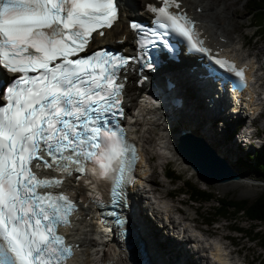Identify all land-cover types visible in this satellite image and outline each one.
Here are the masks:
<instances>
[{"label":"snow or ice","instance_id":"snow-or-ice-1","mask_svg":"<svg viewBox=\"0 0 264 264\" xmlns=\"http://www.w3.org/2000/svg\"><path fill=\"white\" fill-rule=\"evenodd\" d=\"M145 7L152 25L129 21L140 50L130 57L90 51L93 34L118 21V0H0V264H69L81 245L61 229L80 219L81 204L124 225L138 160L120 124L126 73L133 61L153 67L150 45L175 34L246 85L244 69L211 54L182 0ZM72 178L86 190L76 199L61 190Z\"/></svg>","mask_w":264,"mask_h":264},{"label":"bare ground","instance_id":"bare-ground-1","mask_svg":"<svg viewBox=\"0 0 264 264\" xmlns=\"http://www.w3.org/2000/svg\"><path fill=\"white\" fill-rule=\"evenodd\" d=\"M127 4H129L135 12H140L143 8V4L147 2L148 0H124ZM211 2V1H210ZM192 2L189 0H182V6L185 7L186 11L191 10ZM209 3H207L205 0L200 2L199 5H196V7H200L201 11H206V8L208 7ZM212 7V6H211ZM193 14L198 17L199 15ZM211 18V17H210ZM215 19V17H213ZM199 21V19H197ZM207 20L206 23H202L201 21V29L203 30V34H205V37L207 41H210V43H214V45L217 46V48H222L223 52L228 55L234 57L238 61H244L247 62L250 66V71H254L255 68V62L252 58L244 57L240 53V43L233 42V39L235 38H229L224 37L221 34L223 31H221L218 27V23L216 24L215 20L205 19ZM120 23L121 20H118V23L113 26V28L109 29L107 32H105L104 36L101 39H95L98 42V46L109 44L114 39H121L122 35H127L126 32L123 29H120ZM217 25V26H216ZM219 31L220 37L226 39V43L222 44L221 42H218L214 36ZM260 70H257L256 72H259ZM166 72V71H165ZM128 79L126 81L125 86V93L126 98L131 99L134 94H136V89L131 85L129 82L134 79L133 76L128 75ZM177 79V86L178 90L177 92L185 99V105L187 108V111L180 112V118L179 121H189L194 122V124L189 123V131L193 139L199 140L201 144L206 146L211 153L220 161L221 167L224 168H231L233 162L232 160L236 159V156L233 154L237 153V145L235 143L231 144L228 140L227 144H225V138H228V134H226L225 137H221L222 140L220 141L218 139H214L211 134H208L206 132V128L210 129V132L213 133V120L217 117L215 115L208 114L203 109V102L201 103L198 100L193 99V93L189 90H187L184 86L185 82L187 81V78L183 75L176 78ZM258 81L261 82L262 85H264V76H259ZM130 87V90H129ZM258 92V87H253L252 89L248 90V93L246 97H249V104L252 105L251 110L253 112L257 111L260 108H263L264 112V101L261 100L260 103H257L255 100V93ZM235 99V97H233ZM131 119H133V122L129 125L130 135L132 139L136 142L138 145V148L141 152V159L139 162V177H145L148 176L150 173L149 178L152 176V173L154 172L155 165L152 166L150 158L146 156V151L150 150V138L154 140V149L159 151V158L163 159V161L159 162V164H164V160L168 159L174 162L179 161L180 166H183L184 168H187L188 171H191L188 164L186 163V160H183L178 157L176 153V147L179 142L177 143L178 138H174L172 135H170V132H168L165 129L159 130L160 121L158 118V114L155 111H147L145 110L141 105H139L137 102L134 103V108L131 112ZM240 121H242L241 117H238ZM154 131H157L155 133ZM203 131V132H201ZM198 133V134H197ZM219 133V132H218ZM149 136H148V135ZM198 136H197V135ZM201 139H199V138ZM149 141V142H148ZM177 145L175 146V144ZM184 143V141H183ZM229 144V145H228ZM221 145L224 150H219L218 146ZM228 155V156H227ZM233 155V156H230ZM167 163V162H166ZM219 169V168H218ZM220 170V169H219ZM198 170L196 169V172ZM192 172V171H191ZM200 176V175H199ZM203 178L202 176H200ZM204 179V178H203ZM205 180V179H204ZM148 182H153V180H149ZM213 182V181H211ZM143 184L142 181H138L136 183V188L132 190V192H138L139 189L137 187H140ZM157 185L156 183H154ZM157 187L150 188V192L153 194V198L158 200L164 205V212L167 214H173L177 213L178 217L183 221H188V225H186L189 228H193L194 230H197L201 235L205 236H213L217 242L219 243L218 246L210 249L209 252V259H211V262L207 259H203L201 255L196 256L195 262L196 264H227L226 260H237L234 261L235 264H240L241 262V253L240 251H236L237 249H229L226 253L225 251L228 249V242L226 236H217L213 232L209 230V228H202L200 226V221L189 218L185 215V211L183 209L178 210L176 204H181L182 206H187V201L185 199L182 200H176L172 198L168 193H162L157 190ZM63 190H68L72 195L78 192H82L79 187H74L72 184V181L66 182L64 185ZM169 192V191H168ZM166 197H169L168 200H165ZM134 198V196H132ZM186 201V202H184ZM137 202L133 201V208L137 209L136 215L132 218L138 227V234L139 238L144 243V257L146 258L147 264H183L181 259L175 260L176 255H178V251H182L183 253L188 254V249L185 246V242L182 241L181 238H178L175 234H179V229H175V233L171 231L167 225L163 221V217L160 213L155 212L154 214L152 212L151 216L153 218V227L151 224L145 221L144 218L141 216V210L140 207L135 206ZM197 210L195 209L194 212ZM135 213V212H134ZM80 219H78L73 228L69 230V237L73 240L74 243H78L81 245V247L76 251L75 258L70 264H98L100 262L99 260V252L100 249L98 248V244L101 241L100 239V231L95 228L94 226V220H93V211L89 208L82 209L79 213ZM176 218V219H177ZM162 224V226H159L158 224ZM213 229V230H219ZM147 230H149V234L147 233ZM163 230L170 231V234L165 235L163 241L158 242L157 238H162V232ZM150 237V238H149ZM157 237V238H156ZM145 238V239H144ZM160 240V239H159ZM157 243L162 245L163 249H160L157 247ZM176 248V249H174ZM191 255V252H189ZM231 256V257H229ZM226 257H228L226 259ZM169 261V262H168ZM181 262V263H180ZM113 264H126L120 261H113Z\"/></svg>","mask_w":264,"mask_h":264},{"label":"rangeland","instance_id":"rangeland-1","mask_svg":"<svg viewBox=\"0 0 264 264\" xmlns=\"http://www.w3.org/2000/svg\"><path fill=\"white\" fill-rule=\"evenodd\" d=\"M200 0H194V3L191 6V11L193 13L194 11V6L199 5ZM211 1V2H210ZM248 0H208V7L206 8V11L202 12L199 14L202 17V20L204 19H210V20H215L216 19V24L219 21V29L224 32V34L228 37L235 38L236 41H238L240 44H243L244 46H248V50L251 53L250 58H258L260 65L264 67L263 62H264V42H261V40H253L251 43L248 42L251 34L253 31L256 30V28L251 29V16L247 13L245 10V4ZM212 6V7H211ZM211 17V18H210ZM215 17V19L213 18ZM258 21L259 25H263V19L261 16H258ZM217 26V25H216ZM256 41V42H255ZM241 54L244 55V57L247 56V50L243 49L241 51ZM131 84V81L129 82ZM130 90V87H129ZM130 109V111H132ZM264 126V115L261 120L258 121V126ZM176 126L179 127L180 130H184L183 125L181 122H177ZM216 126V127H215ZM213 128V133L210 132L209 128H206V133L211 134L214 139H218L220 141L222 140L221 137H225L226 134L215 125ZM187 131V130H185ZM157 133V131H154ZM188 132V131H187ZM203 132V131H201ZM219 132V133H218ZM198 134V133H197ZM196 134V135H197ZM148 135V134H147ZM149 136V135H148ZM198 136V135H197ZM199 138V137H198ZM262 138H264V133ZM200 139V138H199ZM229 138H225V144H227ZM201 140V139H200ZM234 142V139L232 140ZM149 142V141H148ZM230 142V141H229ZM150 150L146 151V156L147 158H150L152 166L155 165L154 172L152 173V176L150 177L153 182L150 183H156L155 185L159 190V192L162 193H168V191L173 190L178 187L180 184L179 182H168L166 179H162L161 177V172L162 170L166 169L167 167L171 168L174 170L175 174L181 179L186 182H190L194 186L204 189V190H209L212 192V194L218 198L222 199L225 197L235 199V200H245L247 202H252L254 199H256L264 190V183L258 182L255 180V176L253 175L252 172L248 171L245 166H237L234 165V161L232 160L231 163L233 171L239 175L238 180H229L226 182H220V183H212L208 181H203L204 179L201 178L199 175V178L197 176H192L190 174L191 171H188L187 168H184L183 166H180V162H174L168 159L164 160V164H159V162L163 161V159L159 158V151L154 149V140L150 138ZM231 144V142H230ZM262 142L260 143L255 142L253 147L251 148L254 150H259L261 148ZM229 145V144H228ZM240 147L242 146H237V153L238 156H240L243 160V162H246V159L244 157L245 150H241ZM219 150H224L221 145L218 146ZM235 155V154H233ZM230 155V156H233ZM228 156V155H227ZM167 162V163H166ZM193 173V172H191ZM202 179V180H201ZM169 183V184H168ZM180 199H185L186 196L180 194L179 196L176 197V200ZM187 201V200H186ZM184 201V202H186ZM216 202L213 201L211 202V205H215ZM187 206H181V208L185 211V215L187 212L188 216H193V210L195 208L197 209L196 218L199 220H202L203 217L208 216L210 212V205L209 203H203L200 206L198 204H191L187 202ZM186 215V216H187ZM150 215H146L144 218L146 222L151 224L152 228L153 227L151 219L149 218ZM214 222H221L220 224H212L210 225L209 230L213 232L217 236H225L227 237L228 241H231L232 244H234V248L237 249L236 251H240L241 253V258H245V263L246 264H259L258 260L261 258L260 256H263V249L259 246L257 242H248L246 236H244V233H237L231 230H226L225 225L233 226V228H242L246 230H250L253 226L255 228V231H263L264 227L259 225L258 223H252L246 220L243 216L238 215L236 217L235 224L228 223V221H225L222 223L220 219H215ZM159 226H162V224H158ZM213 225H218L220 227L219 230H213L215 226ZM202 228H205L203 224H201ZM147 233L149 234V230H147ZM170 234V231L163 230L162 232V238H157V241H163L164 236ZM150 235V234H149ZM152 238V236L150 235ZM149 237V238H150ZM145 239V238H144ZM153 239V238H152ZM160 239V240H159ZM231 239V240H229ZM154 241V239H153ZM158 248L163 249L162 245L159 243L156 244ZM176 249V248H174ZM166 250V249H163ZM185 256L181 257V260L183 264H187L185 260ZM258 258V259H256ZM177 260V259H176ZM169 262V261H168ZM181 263V262H180ZM194 263V262H193ZM182 264V263H181Z\"/></svg>","mask_w":264,"mask_h":264},{"label":"trees","instance_id":"trees-1","mask_svg":"<svg viewBox=\"0 0 264 264\" xmlns=\"http://www.w3.org/2000/svg\"><path fill=\"white\" fill-rule=\"evenodd\" d=\"M245 10L251 16V23L260 26L258 23V16L263 19V25L258 29V33L262 35L264 41V0H248L245 4ZM250 41V40H249ZM255 157L248 156L247 162L242 163L248 171L252 172L255 176V180L264 183V142L260 150L255 151ZM165 177L170 182H179L177 190L173 189L169 192L170 196H179L185 194L189 201L199 206L203 203H209L210 212L208 216L203 217L205 223L220 219L228 221V223L235 224L236 217L238 215L243 216L246 220L252 223H258L264 227V190L263 192L252 202L245 200H235L228 197L218 199L211 191L198 188L191 184L181 180L174 172L173 169L167 167L164 169ZM215 201V205H211V202ZM199 209V208H198ZM241 233H244L251 240L256 241L259 246L264 250V230L255 231V228L246 230L242 228H233ZM260 264H264V257L258 260Z\"/></svg>","mask_w":264,"mask_h":264},{"label":"water","instance_id":"water-1","mask_svg":"<svg viewBox=\"0 0 264 264\" xmlns=\"http://www.w3.org/2000/svg\"><path fill=\"white\" fill-rule=\"evenodd\" d=\"M176 147L178 155L186 160V163L200 176L213 183L238 180V176L231 170L221 167L220 161L216 158L209 159L204 151V146L200 143L180 138ZM184 141V143H183ZM220 170H219V169Z\"/></svg>","mask_w":264,"mask_h":264}]
</instances>
